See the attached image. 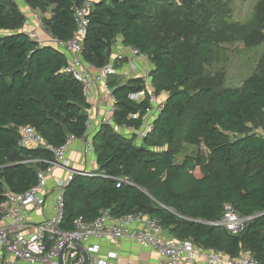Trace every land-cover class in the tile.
<instances>
[{
	"label": "trees",
	"instance_id": "trees-1",
	"mask_svg": "<svg viewBox=\"0 0 264 264\" xmlns=\"http://www.w3.org/2000/svg\"><path fill=\"white\" fill-rule=\"evenodd\" d=\"M84 1L23 0L42 14L49 11L44 28L53 40L63 42L71 38L74 9ZM222 1L94 2L83 61L95 68L107 64L120 38L147 57L151 89L164 95V102L142 144L109 126L94 134L96 170L91 177L76 175L66 187L62 229H72L78 217L91 222L104 209L120 217L147 215L151 207L148 216L169 237L230 258L249 252L264 264V53L258 75L239 89L205 82V69L215 62L214 43L228 26V5ZM165 11L167 20L181 17L184 26L163 29ZM24 20L14 1L0 0V30L10 32L0 37V216L5 193L26 192L36 184L37 171L45 168L42 162L24 161L51 159L41 149L20 148V129L31 127L60 146L69 135L82 137L88 118L83 86L64 72L67 56L19 32ZM185 36L188 43L178 45ZM118 77L109 82L116 101L113 122L138 126L148 101H131L129 95L142 90L143 82L131 78L120 83ZM182 132L185 143L197 151L176 162L174 145ZM225 204L242 217H252L239 235L206 224L221 218Z\"/></svg>",
	"mask_w": 264,
	"mask_h": 264
},
{
	"label": "built area",
	"instance_id": "built-area-1",
	"mask_svg": "<svg viewBox=\"0 0 264 264\" xmlns=\"http://www.w3.org/2000/svg\"><path fill=\"white\" fill-rule=\"evenodd\" d=\"M95 1L85 0L74 9V29L71 38L66 42L54 40V43L67 56L64 72L83 86L88 105L94 98L97 87L103 89L110 105L98 124H95L87 113L83 136L79 138L69 135L60 146L51 145L31 127L20 129L18 139L20 148L41 149L47 152L51 159L24 161L27 164L42 162L45 168L37 171L36 184L26 192L5 193L6 201L1 206L0 216V264H85L82 250L88 255L89 264H117L118 250L123 241L134 243L141 249L154 251L158 257L157 264H261L249 252H241L230 258L220 252L197 247L189 240L173 239L156 219L142 213L116 217L110 210L104 209L91 222L78 217L73 221L72 229H62L66 187L76 175L92 176L89 171L70 167L66 157L67 151L73 144H80L84 157L94 155L93 136L102 126H109L117 133L123 132L125 139L142 144L152 131L164 102L161 96L153 93L149 78L151 70L146 68L145 76L140 78L144 88L129 95L131 101L142 102L145 99L148 101V108L139 125L118 127L113 122L116 101L109 86L110 79L118 74L126 78L138 74L140 68L137 60L141 59L146 63L148 60L137 50L123 45L121 39L117 38L112 49L120 50L112 59L110 57L107 64L95 68L83 61V39ZM33 15L32 11L25 15L23 27L18 31L36 41L35 28L40 24ZM8 33L10 32L0 30V37ZM116 63H124L126 69L123 72L118 71ZM89 108L94 109L95 106L91 103ZM129 119L136 120L138 115H129ZM55 170L63 171L64 175L55 178L53 185L49 187ZM120 182L130 184L127 179ZM48 196L52 198L51 214L37 221H30L28 212L42 208ZM251 220L252 217H242L230 204H225L221 218L206 224L225 229L232 235H239ZM103 242L109 243L111 248L103 250Z\"/></svg>",
	"mask_w": 264,
	"mask_h": 264
},
{
	"label": "rangeland",
	"instance_id": "rangeland-1",
	"mask_svg": "<svg viewBox=\"0 0 264 264\" xmlns=\"http://www.w3.org/2000/svg\"><path fill=\"white\" fill-rule=\"evenodd\" d=\"M174 1L175 5L180 4V0ZM222 3L228 5V26L220 32L221 35L214 43L215 62L205 69V82L218 83L222 88L239 89L245 80L258 75L259 61L264 53V0H223ZM167 19L166 12L165 20L161 21L163 29L170 25L180 30L184 26L185 20L181 17ZM189 40L185 36L177 43L184 46ZM253 130L259 133L256 128ZM184 139L182 132L174 145L177 151L176 162H181L185 156L197 151V147L186 144Z\"/></svg>",
	"mask_w": 264,
	"mask_h": 264
},
{
	"label": "crops",
	"instance_id": "crops-1",
	"mask_svg": "<svg viewBox=\"0 0 264 264\" xmlns=\"http://www.w3.org/2000/svg\"><path fill=\"white\" fill-rule=\"evenodd\" d=\"M43 2L45 0H42ZM97 1V0H96ZM17 4L19 11L25 16L29 14L31 11L34 13L33 17L36 18L39 22V26L35 28V38L36 42L40 46H53L56 47L53 38L48 34V32L44 28L43 17L49 19L50 13L40 12L38 9H32L30 6L26 5L23 0H14ZM118 47V46H117ZM118 49H111L110 57L113 58L116 55ZM110 59V58H109ZM140 71L138 74H134L129 78L121 76L118 74V82L124 83L127 82L128 79L131 78H143L145 76V69H152V66L149 62H144L141 59L137 60ZM117 69L120 72H123L126 69V65L124 63H116ZM142 69V70H141ZM164 99V95L161 96ZM95 106L94 109L89 108L87 113H89L90 117L93 119L95 124H98L99 120L106 115V110L108 109L110 103L106 96L104 95L103 89L97 87L94 92V98L90 101ZM123 138H125V133L118 132ZM134 142V141H133ZM66 157L68 159L70 167L77 170H85L89 172H93L96 170V161L94 155L84 157L82 154V148L80 144H73L72 147L67 151ZM64 172L61 170H55L51 180L49 181V187L53 185V180L58 177H62ZM52 209V198L50 196L47 197L45 205L42 208L34 209L28 212V218L30 221H37L44 216H48L51 213ZM103 250L111 248V245L107 242L102 243ZM119 257L117 260V264H157L158 257L156 253L149 249H141L134 243L123 241L121 247L118 250Z\"/></svg>",
	"mask_w": 264,
	"mask_h": 264
},
{
	"label": "water",
	"instance_id": "water-1",
	"mask_svg": "<svg viewBox=\"0 0 264 264\" xmlns=\"http://www.w3.org/2000/svg\"><path fill=\"white\" fill-rule=\"evenodd\" d=\"M150 209L151 207H149L146 211V214L149 215L150 214ZM82 254H83V257H84V260H85V264H89V257L88 255L82 250Z\"/></svg>",
	"mask_w": 264,
	"mask_h": 264
}]
</instances>
